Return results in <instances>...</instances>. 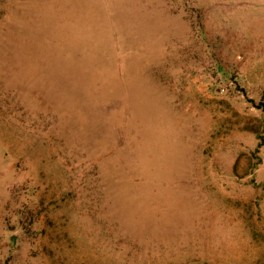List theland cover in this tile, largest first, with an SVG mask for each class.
Here are the masks:
<instances>
[{"label":"rangeland","instance_id":"rangeland-1","mask_svg":"<svg viewBox=\"0 0 264 264\" xmlns=\"http://www.w3.org/2000/svg\"><path fill=\"white\" fill-rule=\"evenodd\" d=\"M31 1L0 0V264H264V0H107L127 51L157 55L133 119L111 74L57 100L23 59L56 37Z\"/></svg>","mask_w":264,"mask_h":264},{"label":"crops","instance_id":"crops-1","mask_svg":"<svg viewBox=\"0 0 264 264\" xmlns=\"http://www.w3.org/2000/svg\"><path fill=\"white\" fill-rule=\"evenodd\" d=\"M106 1L94 0L93 4L101 7L100 13H96L95 7L93 8L91 4L85 3L83 4L87 7L83 5L76 9L78 0L75 4L70 0H33L30 3L34 8L32 16L38 27L52 32L48 28L51 25L56 29L54 32L56 37L54 41L45 39L44 43L48 44L47 51L25 54L23 59H36L39 70L45 68L58 73L59 81L54 90L58 93L57 100L65 107L88 97L90 92L96 94L104 91V75L111 74L113 79V82L110 81L111 93L119 90L127 93L118 104L130 112L129 109L136 103L129 98L141 84L135 77L136 58L152 62L157 59L156 53L152 50V43L150 53L143 52L141 45L139 51L133 47L127 51L124 36L120 35V32L114 35L111 31L113 29H110L111 15ZM39 43L44 44L42 40ZM148 70L145 82L153 86V89L167 91L171 82L169 84L166 82L167 79H159V73L151 67ZM165 73L168 74L166 69ZM152 75L153 78L150 79ZM115 83L118 87H114ZM148 104L156 109L174 106L172 101H153ZM159 112L156 110L150 119H172L168 112L165 114ZM130 114L131 116L126 115V119L134 118L131 112Z\"/></svg>","mask_w":264,"mask_h":264},{"label":"trees","instance_id":"trees-1","mask_svg":"<svg viewBox=\"0 0 264 264\" xmlns=\"http://www.w3.org/2000/svg\"><path fill=\"white\" fill-rule=\"evenodd\" d=\"M264 106V105H263Z\"/></svg>","mask_w":264,"mask_h":264}]
</instances>
